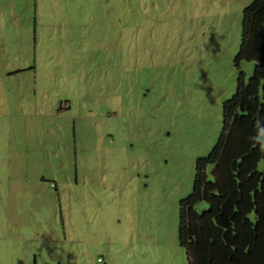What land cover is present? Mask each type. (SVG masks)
<instances>
[{"label": "rangeland", "instance_id": "374dc122", "mask_svg": "<svg viewBox=\"0 0 264 264\" xmlns=\"http://www.w3.org/2000/svg\"><path fill=\"white\" fill-rule=\"evenodd\" d=\"M252 1L0 0V264H187Z\"/></svg>", "mask_w": 264, "mask_h": 264}, {"label": "trees", "instance_id": "16d2710c", "mask_svg": "<svg viewBox=\"0 0 264 264\" xmlns=\"http://www.w3.org/2000/svg\"><path fill=\"white\" fill-rule=\"evenodd\" d=\"M243 61L253 72L245 80L238 71L217 141L196 159L192 189L179 200L187 264H264V0L243 9L235 66Z\"/></svg>", "mask_w": 264, "mask_h": 264}]
</instances>
